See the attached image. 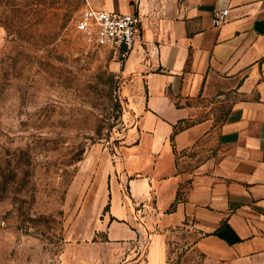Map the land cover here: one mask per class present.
I'll use <instances>...</instances> for the list:
<instances>
[{
    "label": "crops",
    "instance_id": "0c3cea01",
    "mask_svg": "<svg viewBox=\"0 0 264 264\" xmlns=\"http://www.w3.org/2000/svg\"><path fill=\"white\" fill-rule=\"evenodd\" d=\"M86 1L141 20L140 43L112 48L119 163L88 192L110 263L166 264L177 231L202 264H264V0Z\"/></svg>",
    "mask_w": 264,
    "mask_h": 264
},
{
    "label": "rangeland",
    "instance_id": "374dc122",
    "mask_svg": "<svg viewBox=\"0 0 264 264\" xmlns=\"http://www.w3.org/2000/svg\"><path fill=\"white\" fill-rule=\"evenodd\" d=\"M86 3L0 0V264L114 255L88 192L119 163L125 104L114 49L77 30ZM191 243L172 232L166 264H202Z\"/></svg>",
    "mask_w": 264,
    "mask_h": 264
},
{
    "label": "built area",
    "instance_id": "2783aa9c",
    "mask_svg": "<svg viewBox=\"0 0 264 264\" xmlns=\"http://www.w3.org/2000/svg\"><path fill=\"white\" fill-rule=\"evenodd\" d=\"M229 9L216 11L213 25L220 28L227 23ZM140 16L137 14H117L97 10L88 2L77 23V30L88 42L108 45L114 49L132 50L142 41Z\"/></svg>",
    "mask_w": 264,
    "mask_h": 264
}]
</instances>
